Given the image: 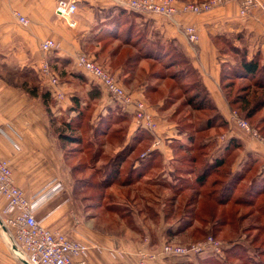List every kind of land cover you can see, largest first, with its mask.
<instances>
[{
    "label": "crops",
    "instance_id": "obj_1",
    "mask_svg": "<svg viewBox=\"0 0 264 264\" xmlns=\"http://www.w3.org/2000/svg\"><path fill=\"white\" fill-rule=\"evenodd\" d=\"M57 1L0 0V159L9 163L16 186L26 197L36 202L38 209L35 217L45 227L58 229L71 238L89 240L92 245L118 248L125 253L124 257H112L106 251H92L88 264H137L135 251L140 247L144 235L137 236L116 215H113L114 219L108 214L102 218L96 209L86 208L90 204V198L77 191L81 184L68 179L70 169L67 168L61 140L50 133L53 122L48 115H63L71 106L73 94L77 91L83 93L88 87L81 86L79 81L71 84L74 88L59 85L57 89L65 96L58 101L53 96V89L38 74V68L42 62L47 61L59 78V73H62L60 68L70 67L71 72L83 76L102 91L98 102L102 109L109 105L106 93L91 75L76 68L77 53H87L100 63L135 99H145L147 88L157 82L149 76L151 60L137 54V49L127 42V37L119 32L116 23H108L118 10L115 0H66L77 4L73 17L74 27H69L67 22L55 15ZM14 11L20 12L29 21L27 26H22L17 21L13 16ZM133 20L137 33L145 34L152 41L172 42L188 58L204 90L227 125L216 136L218 155L223 152L228 140L235 139L240 147L233 170L239 171V165L249 158L257 161L259 172L264 174V146L232 120L231 112L237 110L232 109L227 101L222 75L227 66L225 63H233V59L223 53L222 42L219 40L220 37H225L232 46L246 50L248 60L259 54L264 61V15L254 10L246 18H241L238 4L232 3L200 15H177L169 19L136 13ZM188 25H193L198 30L199 41L196 45L190 44L184 33V28ZM45 39L55 41L57 50L46 54L41 52L38 46ZM127 61L137 64L133 69H127L124 66ZM68 76L71 80L76 77L74 74ZM32 86L37 87L33 95ZM43 90L51 91L49 103H45L41 97ZM147 105L159 125L157 136L160 144L157 150L162 155L164 164H167L173 155L168 146L171 141L166 139L174 136L170 133L171 128L170 131L163 128L175 124L166 120L161 122L153 106ZM239 116L241 117L240 114ZM136 129L131 117L127 142ZM212 133L216 134L214 130L211 131L213 136ZM109 147L108 144L104 145L106 152L110 151ZM114 187L122 194L116 186L107 188L106 193L111 195ZM116 195H113L115 200L123 201L124 198L119 199ZM132 197L131 193L130 198ZM77 199L78 206H84L83 215H77L74 209ZM101 223L109 228L116 223L123 228L120 227L118 232L107 231L100 227ZM6 240L5 233H0V264H19L17 259L6 252ZM148 264L198 262L191 257L169 258Z\"/></svg>",
    "mask_w": 264,
    "mask_h": 264
},
{
    "label": "trees",
    "instance_id": "obj_2",
    "mask_svg": "<svg viewBox=\"0 0 264 264\" xmlns=\"http://www.w3.org/2000/svg\"><path fill=\"white\" fill-rule=\"evenodd\" d=\"M177 1L183 2L182 0ZM135 15L136 13L134 12L118 8L112 18L109 19L108 23L110 25L116 23L119 32L121 31V33L127 37V42L131 43V45L137 49V54H141V57L151 60L149 61V76L154 78L157 82L147 88L145 99L143 100L149 104L146 100L150 99L147 96L150 94H152L151 96L154 95V99H159L160 90H158L159 88L157 89L156 86L166 81H170L174 84H179L181 82H187L188 84V82H190L192 88L191 92L193 91V94L201 93L204 96L202 100L208 106L207 110L214 112V118L217 119L218 123H216V125L207 123L211 128L206 126L199 131L196 129L194 134L188 135L185 133L189 140V145H183L176 140L170 142L168 146L173 151V156L166 162L167 164H164V159L157 149L152 151L147 150V157L141 159L140 154L143 152L141 149L152 145L153 136L147 131L137 128L135 130L136 133H134L127 142V135L129 132L128 126L132 116L121 107L111 102L106 95L109 105L102 108L100 111H104L102 113L103 116H112V119L117 120L115 122H123L125 128L122 127L121 130L110 133L108 132L109 128H107L110 121L101 117L98 122L99 126L97 125L94 129L96 136L94 135L93 138H99L102 141V146L96 147V150L90 157V161L96 163L101 161L102 156L100 157V155L107 154L104 148L105 144H108L110 147H115L118 142L121 144L120 150L113 159H109L104 165L101 163V169L103 171L97 169L95 172L96 176L100 175L97 181H92L94 179L92 177L76 178L74 180L75 183L81 184V188L79 190L77 189V191L89 196L90 204L87 205L86 208L98 210L101 209L102 202L107 201L104 205V213L116 215L126 228L136 233L143 234L146 232V229L148 231L149 228L146 226V223L149 221L153 223L161 222L160 225L163 226L161 235L166 239V242L174 238L183 240L186 236L192 241L203 240L208 236L214 239H227L230 233L235 236H240L241 233L245 232L246 227H242V225L247 220H252L253 218L254 221H264V209H262V206H264V174L262 171L259 172L257 161L249 158L246 162H242L239 165V171L233 170V166L237 162L239 156L238 148L240 147V144L237 143L235 139L228 140L223 148V152L219 155L212 153L209 156V150L206 153L205 149L211 148L212 146L211 139H208L211 138V131L214 130V132L218 134L220 129H226V122L214 107L196 71L192 68L184 53L172 42L163 43L160 41H152L147 39L145 34L137 33L133 20V16ZM219 40L222 42L223 53L233 59V63H225L227 66L225 70H223L222 75L223 89L227 101L230 107L237 110L243 119L252 121L254 116L260 114L264 110V61H262V57L259 54L248 60L246 50L232 46L225 37H220ZM142 43L143 46H141ZM167 62H173V64H167ZM136 64V62L127 61L124 63V66L127 69H133ZM167 70L174 71L167 76ZM92 86L94 91H88L86 93L87 98L99 102L102 91L97 86L93 84ZM32 88L33 91L31 94L33 95L37 87L32 86ZM49 93H51V91L48 92L47 90H43L41 92V97L45 103H49L51 100V94ZM77 99L76 96H72L71 106L65 110V115L76 114V116L72 118L75 119L76 126L83 123L82 117L85 113V108L78 106L79 103ZM202 107L203 105L201 104V108ZM202 109H206V107ZM180 121L182 122V120ZM66 122L67 123L64 125L66 127L68 126L70 131H73L74 129L69 126L72 125L70 120ZM115 122L109 124L113 126ZM252 127H257L258 131L264 136V115L259 120L254 121ZM204 132L206 133L204 134V136L206 135V141L201 142L199 145H193L192 142L196 141L198 134H203ZM57 136L59 140H61L62 147L65 146L67 140H72L71 142L81 144L79 138L69 135L66 138L65 135L61 133H58ZM90 141L93 142V140ZM86 150H90V148ZM178 152L183 154L178 155ZM189 154H192V156H189ZM176 155H178L177 161L181 162L177 169L170 163H175ZM201 156H206V158L201 165L199 164L200 169H198L197 164ZM64 157L66 161L67 159L72 160L75 158L74 155L66 157L65 153ZM129 159L130 168L133 172L130 170L127 175L123 177L121 174L122 164L125 160L127 161ZM81 164L82 165L71 166V173L83 174L87 170H92V168H85L83 169L84 172L83 170H78L79 166H84L85 163ZM184 164L187 165L183 166ZM165 165L171 166L173 171L175 170L174 174H192L196 172V169L198 173L195 176V180H189L186 177H178L177 175L171 184L168 181H156V176L150 177V173L153 170L160 169V167L163 168ZM227 169L228 174L225 172ZM169 172L171 173L170 168L168 170V173ZM146 176H149V178L143 180ZM213 176L224 177L226 179H224L223 183L222 181H218V179H210ZM135 181L138 186L142 188L135 186ZM246 181V188L239 190V186L240 188L244 186L243 183ZM110 186L120 188L121 193H124L123 201L126 205L131 204L138 207V205H136L137 202H143V205L139 208L135 207V209L131 211H124L121 213L118 208L119 205L122 206V204H119L121 202L116 201L118 202L116 205L113 202L114 198L111 199L108 197L109 194L106 193V189ZM156 186L163 187L162 190L166 189L172 193V197H164L162 203L158 199H150L152 201H149L142 197L138 198V196L136 197L134 194L132 199L130 198L133 191L139 194L141 191L152 192V188ZM157 190L159 191V189ZM97 198L100 202L95 204L93 200ZM156 206L160 207L158 211L153 209ZM242 209H247L249 211L245 214H241ZM261 226H264V223H262ZM257 237H259L258 234L253 238ZM210 256L215 257L213 255ZM197 262L200 263V259H197Z\"/></svg>",
    "mask_w": 264,
    "mask_h": 264
},
{
    "label": "built area",
    "instance_id": "obj_3",
    "mask_svg": "<svg viewBox=\"0 0 264 264\" xmlns=\"http://www.w3.org/2000/svg\"><path fill=\"white\" fill-rule=\"evenodd\" d=\"M115 6L137 14L159 15L169 19L177 15H200L227 4L236 3L239 6L241 18H246L252 11L258 10L264 15L263 0H115ZM77 4L66 0H58L54 7L55 15L69 27L75 26L74 15ZM13 16L22 26L29 21L14 11ZM184 33L190 44L196 45L199 33L195 26L188 25ZM39 50L49 53L57 50L58 46L52 39H45L39 43ZM76 68L91 75L92 79L106 93L114 104L129 113L137 128L143 129L153 136V143L148 151L157 149L160 139L157 136L158 122L150 112L147 103L135 99L126 91L115 76L98 64L87 53L79 52L75 56ZM38 74L53 89L56 100L65 96L57 88L59 78L50 64L44 61L38 68ZM235 124L264 146V137L249 123L242 119L237 111L231 112ZM223 137H221L222 139ZM148 151L140 155L147 157ZM38 206L33 199L26 197L24 192L16 186L12 169L6 160L0 159V226L3 227L11 252L18 259L19 264H88L92 251L101 253L106 251L112 257H124L125 253L118 248L110 249L73 239L58 229H49L36 219ZM15 251V252H14ZM213 255H223V245L211 236L187 245L164 242L154 245L148 238H144L135 251L137 264L165 260L169 258H191Z\"/></svg>",
    "mask_w": 264,
    "mask_h": 264
},
{
    "label": "rangeland",
    "instance_id": "obj_4",
    "mask_svg": "<svg viewBox=\"0 0 264 264\" xmlns=\"http://www.w3.org/2000/svg\"><path fill=\"white\" fill-rule=\"evenodd\" d=\"M98 64H100V63H98ZM167 64H173V62H167ZM60 69H62L61 75L59 73L60 86H62L63 84H65L67 86H71V84H77L79 81V84L81 86H83V87L87 86L88 87V89L86 91H82L83 93H81V91H79V92L77 91V92H75V94H73L74 96H76L78 98L77 99V101L79 103L78 106L85 108V113L82 117L83 123L80 125L78 124L77 126L75 125V121H74L75 119H72L74 116H76V114H74V113H73L74 114L73 116L72 115H65L66 114L65 112L63 113V115H55V116L48 115L49 114L48 113L47 115L50 117V121L53 122L52 130L50 133L54 134V135L61 133V134L65 135L66 138L69 135V136L79 138L81 140V144H76L75 142H71L72 140H67L66 141L67 143L65 144V146L62 147L66 157H69L71 155L75 156V158H73L72 160L67 159V161H66L67 168L69 167V169H71V166L82 165L81 163H85V164H84V166H79L78 170H80V171H82L85 168H87V169L92 168V170L90 169V170H87L86 172H84V170H83V172H84L83 174L71 173L72 171H69V173H68L69 178L68 179L74 181L76 178H80V177H92V178H94L92 181H97L99 179L100 175L96 176L95 172L97 171V169L102 168L101 163H103V165H104V163H106L109 159H113L116 156V153H118V151L120 150L121 144H119L117 142V145L115 147H109L108 149H110V151H107L106 152L107 154L100 155V157L102 156L101 161H98L97 163L94 161H90V157L92 156V154L96 150V147L102 146V141L99 138H95V139L93 138L94 135L96 136V134L94 133V129L98 125L99 119L101 117L103 119L110 121L109 123L115 122L117 120L112 119V116L111 117H109L108 115L103 116L102 113L104 111L103 112L100 111L101 108L98 105L99 104L98 101H92L89 98H87L86 93L90 90H92V91H94V90H93L92 84L89 83V81L86 78H84L81 75H78L76 72H71L70 67L60 68ZM180 69H182V68H180ZM172 71H174V70H167V76H169V73H172ZM68 74H74V75H76V77L74 76L73 77L74 79L71 80V78H69ZM180 75H181V73H180ZM38 80L39 79L37 78V81ZM71 87L74 88V85H72ZM156 87H157V89L159 88L158 90H160V92H159L160 98L154 99L153 98L154 95L151 96L152 94H150V95H147L148 98H150V99L146 100V101H148V103L153 106L152 108H153V110H155L157 112L158 118L161 122L166 120L172 124H175L174 126L171 125L168 128L167 127L163 128V129H166L167 131H170V128L172 129L170 131V133L174 137L166 139L167 141L172 142V141L176 140V141L182 143L183 145H189L190 143H189V140L187 139L186 134H188V135L194 134L196 129L199 131L200 129H202L206 126L211 128L208 124L216 125V123H218L217 119L214 118V114H213L214 112H212L211 110H207L208 106L202 100L204 96L201 93L193 94V91L191 92L192 88L190 86V82H188V84H187V82H181L179 84H174L170 81H166L165 83H162L161 85L156 86ZM201 104L203 105V107H206V109H202L203 107L201 108ZM263 115H264V110L260 114H257L256 116H254L252 121L251 120L250 121L246 120V121L249 123V125H251V124L253 125V122L256 120H259ZM67 120L68 121L70 120L72 125H69V126L74 129L73 131H70L68 129V126L66 127L64 125L65 123H67L66 122ZM180 120H182V122ZM70 122H68V123H70ZM109 123H108L107 128H109L108 132H110V133L111 132L114 133V132H116V130H121L122 127L125 128V126H124L125 124L123 122H115L113 124V126H111ZM252 125H251V127H252ZM79 127H80V129H79ZM158 127H159V125H158ZM129 128H130V123L128 126V130H129ZM255 129L258 131L257 127ZM160 130H162V129H160ZM182 132H184V133H182ZM134 133H136V131ZM204 134H206V133L204 132L203 134H198V136L196 137V141L192 142V144L193 145H199L201 142H203V141L205 142L206 141V138H205L206 135L204 136ZM212 134H213V136L211 135V138H208L209 140L211 139L212 146H211V148L209 147L208 149H205L206 153L209 150L208 151L209 156L212 153H214L216 155L219 153V148L217 147V141H216L217 140L216 136L219 134H214V133H212ZM70 139H75V138H70ZM90 140H93V142ZM166 140H165V142H166ZM222 140H223V138H222ZM218 144H220V143L218 142ZM87 148H90V150H86ZM150 148H151L150 145H149V147L148 146L143 147L141 149V150H143L142 153L149 150ZM102 152H103V150H102ZM172 152L173 151L171 150V153ZM81 153H83V154H81ZM178 153H179L178 155L183 154L181 152H178ZM194 154H195V152H194ZM172 155H173V153H172ZM178 155H176L175 163L170 162L172 165H174L175 169H177L181 164L180 161H177ZM189 156H192V154H189ZM205 158H206V156H201L199 158V161L197 164L198 169H200L199 164L201 165V163L205 161ZM122 165H123V167L121 168V174L124 177L131 170L130 159L127 161L125 160ZM186 165L187 164H184L183 166H186ZM165 167H166V170H165ZM165 167L163 166V168L160 167V169L153 170L150 173V177L156 176L157 177L156 181H161V182L162 181H168L171 184L174 181L175 177H177V175H178V177H186L189 180H195V176L198 173V170L196 169V172H193L192 174L191 173L174 174L175 170L173 171V168H171V166L169 167L166 165ZM169 168L171 170V173L174 174V176L170 172L168 173ZM131 172H133V171L131 170ZM225 172L228 174V169H227V171L225 170ZM147 178H149V176L144 177L143 180H145ZM210 179H218V181L223 182L224 179H226V178L213 176ZM134 184H135V186L142 188L141 186H138L136 181ZM218 184H219V182H218ZM243 184H244V186H241V188L239 186V190L246 188L247 181L244 182ZM162 188L163 187H157L156 186L155 188H152V190H153L152 192L151 191L150 192H146V191L142 192L141 191L140 194L137 192L135 193L133 191L132 195L134 194L136 197L138 196V198L142 197L145 200H149V201H152L153 199H158L162 203V200L164 197H172V193H170L167 190L165 191L164 189L162 190ZM157 189H159V191ZM91 192H93V191H91ZM115 194H117L119 196V199L124 198V193L120 194V192H118L117 188H115V187L111 191V195H109L108 197H110L112 199L114 197L113 195H115ZM150 199H152V200H150ZM93 201L95 202V204L97 202H100V200H98V198L93 200ZM116 201H118V200L113 199V202L116 205L118 202H121L119 204H122V206H120V205L118 206L119 211L121 213L124 211L125 212L131 211L132 209H135V207H136V206L131 205V204L126 205V203L124 201H118V202H116ZM122 202H124V203H122ZM105 203H107V201L102 202L101 209L96 210L97 213L100 214L102 218L107 217L106 214L110 215L109 213H104ZM78 204L79 203H78V199H77L75 204H74V209L77 212V215L78 214L83 215L84 206H82V205L78 206ZM136 205H138V207H136V208H139L140 206L143 205V202H137ZM166 208H167V206H166ZM153 209L158 211L160 209V207L156 206ZM262 209H264V206H262ZM91 211L93 214L94 211L92 209H91ZM248 211L249 210H247V209H242L241 214H245ZM114 216H113V214H111L110 218L114 219ZM109 220H107V222ZM109 223H107V225H109ZM160 223L161 222H159V223H153L152 221L147 222L146 226L149 228V230L147 231V229H146V232L143 233L144 237L142 238V240L144 238H148L150 240V242L152 241L151 242L152 244L157 245V246L166 242V239L162 238V235H161V231H162L163 226L160 225ZM262 223H264V221L263 222L262 221H254L252 218V220H247L246 222H244L242 227H244V226L246 227L245 232L241 233L240 236H235V235H232V233H230V234H228L229 237H227V239L218 238L217 240L219 242H221L223 245V255H221L220 257H216V256L212 257L210 255H207V257L209 256L207 258V257H205L206 256L205 255V256H201L199 258L192 257V259H194L195 262H197V259H200V263H198V264H264V226H261ZM104 225H105L104 223H101L100 227H102V229H104V230L107 229V231H113V232H118L119 229H121L120 227H122V226L116 225V223L112 224L111 228H109L108 226L106 227ZM0 233L4 234V229L2 226H0ZM137 234H139V233H136V235ZM256 234H258L259 237L253 238ZM131 235H134V234H131ZM124 236H128V235L124 234ZM139 236L141 237L142 235L139 234ZM73 239H77V240H81V241L89 243L88 242L89 240H84V239H81L78 237L73 238ZM198 241H200V240H198ZM141 242L142 241H140V245H141ZM168 242H172L174 244H179V245H187V244L194 243L197 241H192L189 237L186 236L185 239H183V240L182 239L180 240L179 238H177V239L174 238L173 240H170ZM6 252L9 253V255H11L15 259H17L16 256L10 250V246L8 244V239L6 240ZM210 257L215 258V259H212Z\"/></svg>",
    "mask_w": 264,
    "mask_h": 264
},
{
    "label": "bare ground",
    "instance_id": "obj_5",
    "mask_svg": "<svg viewBox=\"0 0 264 264\" xmlns=\"http://www.w3.org/2000/svg\"><path fill=\"white\" fill-rule=\"evenodd\" d=\"M15 252V251H14Z\"/></svg>",
    "mask_w": 264,
    "mask_h": 264
}]
</instances>
